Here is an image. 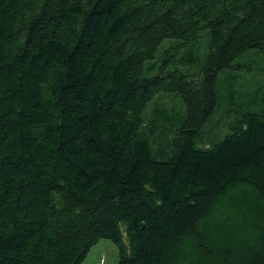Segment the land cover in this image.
Listing matches in <instances>:
<instances>
[{
    "label": "trees",
    "instance_id": "1",
    "mask_svg": "<svg viewBox=\"0 0 264 264\" xmlns=\"http://www.w3.org/2000/svg\"><path fill=\"white\" fill-rule=\"evenodd\" d=\"M204 30L197 73L147 76ZM251 50L264 0H0V264H82L102 239L118 264H264V95L208 128ZM168 94L173 137L149 109Z\"/></svg>",
    "mask_w": 264,
    "mask_h": 264
},
{
    "label": "rangeland",
    "instance_id": "2",
    "mask_svg": "<svg viewBox=\"0 0 264 264\" xmlns=\"http://www.w3.org/2000/svg\"><path fill=\"white\" fill-rule=\"evenodd\" d=\"M209 42L210 31L204 30L201 32L197 42V47H199L200 50L190 51L188 48L181 47L171 53H167V49L170 46H179L180 41L175 39L165 40L157 51L154 68L148 69L149 62L146 64L147 76L152 77L158 75L160 69L163 67L174 69L175 66H178L179 70L184 73H197L204 63ZM193 53L198 55L197 59L188 66L183 65L182 62L179 63L175 61L176 58H190V55ZM236 64H238L236 68L230 69L229 73L221 75L222 78H225L226 82H224L222 97L219 102L220 108L217 110V114L208 126L209 129L214 128L217 127L218 123L221 127L220 133L229 132V130L226 129V122L229 117L235 119L244 111L254 109L258 103L252 102L254 98L258 97L259 99L264 95V59L261 52L251 50L241 59H238ZM234 93L236 94L234 102H230L231 96ZM168 95L169 98H173L172 94ZM164 101L166 102H153L150 104L151 119H155V125H160L158 127L159 129L166 125L169 126L168 129H170V127L174 125V130L170 133V136L173 137L175 132L180 128L181 120L185 112L182 109L180 97H177L175 102L168 98H164ZM163 114L168 117L169 123H165L163 120L164 116H162ZM165 142L166 140L164 143ZM205 144L207 147H210L207 136L205 137ZM82 264H118V249L111 241L102 239L90 250L86 260Z\"/></svg>",
    "mask_w": 264,
    "mask_h": 264
}]
</instances>
